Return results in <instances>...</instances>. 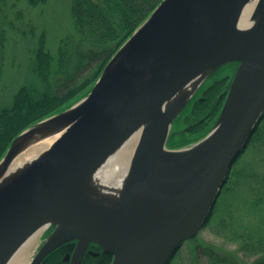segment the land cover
I'll return each instance as SVG.
<instances>
[{
    "label": "water",
    "instance_id": "95a60500",
    "mask_svg": "<svg viewBox=\"0 0 264 264\" xmlns=\"http://www.w3.org/2000/svg\"><path fill=\"white\" fill-rule=\"evenodd\" d=\"M163 0L119 48L91 92L15 138L0 161V264L38 231L28 264H43L77 241L111 264H168L207 224L239 156L264 117V0ZM239 62L211 131L190 146L167 147L175 120L221 67ZM140 133L118 194L95 182L102 165ZM58 136L17 171L26 148Z\"/></svg>",
    "mask_w": 264,
    "mask_h": 264
},
{
    "label": "trees",
    "instance_id": "16d2710c",
    "mask_svg": "<svg viewBox=\"0 0 264 264\" xmlns=\"http://www.w3.org/2000/svg\"><path fill=\"white\" fill-rule=\"evenodd\" d=\"M47 1L30 0L33 6ZM162 1L72 0L74 30L60 42L56 55L47 49L45 35L39 38L31 63L39 84L22 85L10 104L0 110V161L15 138L26 129L86 97L111 58ZM3 4L4 0H0V79L6 40L1 20ZM223 86L224 82L216 83L203 102L194 100L184 110L178 131L184 142L181 146L197 142L211 131L222 109L223 101L217 100ZM254 141L255 148H260L264 156V125L262 128L259 125L249 145ZM251 166L246 167L250 173L244 169L239 175L244 180L243 193L224 206L215 224L220 234L238 244V251L203 247L208 264H264V171ZM245 216L255 221L246 225ZM60 257L58 248L43 264H58ZM111 262L112 256L102 252L98 257L86 255L82 264Z\"/></svg>",
    "mask_w": 264,
    "mask_h": 264
},
{
    "label": "rangeland",
    "instance_id": "374dc122",
    "mask_svg": "<svg viewBox=\"0 0 264 264\" xmlns=\"http://www.w3.org/2000/svg\"><path fill=\"white\" fill-rule=\"evenodd\" d=\"M71 8L72 0H48L45 4L37 6H33L30 0H4L1 20L6 40L3 73L0 79V110L10 104L13 95L22 85L39 84L31 70L39 38L45 35L47 49L56 55L60 42L74 30ZM228 71L229 66L223 67L214 74L211 80L221 78ZM180 120L179 117L172 126V135L167 143L170 149L184 145L181 135L178 133L182 125ZM263 125L264 121L261 122V128ZM252 144L246 148L232 167L231 179L222 189L208 224L194 240L184 243L169 264H208L207 257L203 254V247L229 252L238 251V244L220 234L215 229V224L224 206L233 197L243 193L244 180L239 176L245 172L243 170L252 165L255 170L264 171L262 150L255 148L256 141ZM246 170L250 173V168ZM253 220L255 221L251 216H245L243 219L246 225L252 224ZM44 238L45 231L39 234L31 249L29 262L43 243Z\"/></svg>",
    "mask_w": 264,
    "mask_h": 264
},
{
    "label": "bare ground",
    "instance_id": "6f19581e",
    "mask_svg": "<svg viewBox=\"0 0 264 264\" xmlns=\"http://www.w3.org/2000/svg\"><path fill=\"white\" fill-rule=\"evenodd\" d=\"M257 0L251 2L243 12L240 26L250 27L253 25V13L257 5ZM58 138V136L45 139L44 141L34 143L21 152L11 164L7 174L17 171L19 168L25 166L29 161L38 157L41 153L46 151ZM140 138V133L134 134L127 142L115 152L99 169L94 179L95 182L102 183L110 188V192L118 194L122 188L123 183L129 172L131 161L133 159L136 146ZM41 232L38 231L15 254L9 264H28L31 249L37 241Z\"/></svg>",
    "mask_w": 264,
    "mask_h": 264
},
{
    "label": "flooded vegetation",
    "instance_id": "af4514ba",
    "mask_svg": "<svg viewBox=\"0 0 264 264\" xmlns=\"http://www.w3.org/2000/svg\"><path fill=\"white\" fill-rule=\"evenodd\" d=\"M227 66H229V71L219 79L211 80V78L214 75L211 78H209L203 84V86L199 89V91L193 97L191 102H193L194 100H199V101L203 102L208 97V95L211 94V93H208L210 91V89L212 87H214V85L218 82H224V86L218 95L217 102L218 101L224 102L226 97H227V94L229 92L231 83L233 81L234 75L238 69L239 64L238 63H232V64H228ZM75 248H76V242L75 241L66 243L63 246H61L59 248V255H61V257L58 260V264H70L72 256H73L74 251H75ZM102 252H103V250L98 245L90 244L87 247V250L84 254L83 260H84L85 256L88 254L92 255L93 257H98L101 255ZM83 260H82V262H83ZM82 262H81V264H82Z\"/></svg>",
    "mask_w": 264,
    "mask_h": 264
}]
</instances>
